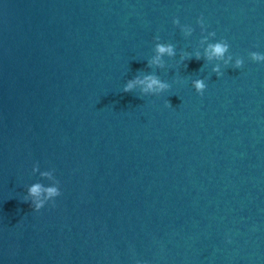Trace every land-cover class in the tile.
Masks as SVG:
<instances>
[{
    "label": "water",
    "instance_id": "1",
    "mask_svg": "<svg viewBox=\"0 0 264 264\" xmlns=\"http://www.w3.org/2000/svg\"><path fill=\"white\" fill-rule=\"evenodd\" d=\"M200 16L244 67L217 79L177 55L155 71L169 92L124 94L152 71L154 37L195 51ZM249 50L264 52L260 0H0V264H264V65ZM35 163L62 191L39 213L23 202L47 183Z\"/></svg>",
    "mask_w": 264,
    "mask_h": 264
},
{
    "label": "clouds",
    "instance_id": "2",
    "mask_svg": "<svg viewBox=\"0 0 264 264\" xmlns=\"http://www.w3.org/2000/svg\"><path fill=\"white\" fill-rule=\"evenodd\" d=\"M264 3V0H260ZM196 26L199 28V38L197 40L194 52H177L172 43H162L160 37H154L153 54L147 60L146 67L152 71L145 74L140 73L132 79L125 81L122 92L124 94L139 93L140 97H160L171 89V84L162 80L155 74L157 69L163 70L168 65L165 58L173 59L179 55L175 67L180 65L187 69L188 61L195 59L203 60L205 63L202 67L210 66L211 74H215L217 79L224 76V69L231 67L233 69H242L245 64V57L233 54L230 51V44L224 39H217L215 31H209L204 22V17L196 19ZM172 25L178 29L185 39L192 38L196 29L190 24H181L178 17L172 19ZM247 59L254 64L264 65V52L251 51L247 52ZM208 77L195 78L191 80V87L197 95L202 96L206 91V80ZM177 82V81H174ZM166 107H171L168 102ZM32 176H39L41 181L47 183L34 182L26 187V194L23 196V202L29 203L33 212L39 213L46 206L55 207V202L62 196L60 181L55 176L54 169L41 170L40 165L35 163L31 168ZM225 244H231L230 237H225Z\"/></svg>",
    "mask_w": 264,
    "mask_h": 264
}]
</instances>
